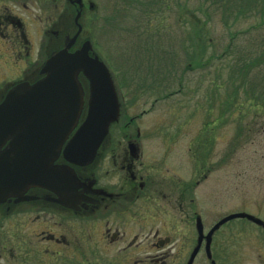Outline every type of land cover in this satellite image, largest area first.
<instances>
[{"label": "flooded vegetation", "instance_id": "1", "mask_svg": "<svg viewBox=\"0 0 264 264\" xmlns=\"http://www.w3.org/2000/svg\"><path fill=\"white\" fill-rule=\"evenodd\" d=\"M93 8L89 0H0V109L13 89L42 81L59 52L73 53L89 41V56H97L82 24ZM78 82V123L53 163L59 188L29 186L0 201V264H230L232 258L238 264L239 240L231 244L224 229L229 221L211 231L224 217L208 225L194 207L183 206L174 187V143L147 142L157 130L110 125L90 163L65 159L87 110L88 82L82 75ZM113 85L120 115L123 97ZM7 148L1 144L0 153ZM180 225L195 235L180 233Z\"/></svg>", "mask_w": 264, "mask_h": 264}, {"label": "rangeland", "instance_id": "2", "mask_svg": "<svg viewBox=\"0 0 264 264\" xmlns=\"http://www.w3.org/2000/svg\"><path fill=\"white\" fill-rule=\"evenodd\" d=\"M89 1L84 36L123 97L110 130L153 129L158 135L147 142L174 143V187L206 224L232 213L264 222V63L247 64L244 77L243 69L229 67L237 53L224 54L228 33L218 19L205 24L204 48L183 49L174 45V4L158 13L155 2ZM154 11L149 24L147 12ZM253 43L264 44L263 28L236 44L244 53ZM224 229L231 244L239 240L238 264H264L260 227L236 218ZM194 231L179 226L190 238Z\"/></svg>", "mask_w": 264, "mask_h": 264}, {"label": "water", "instance_id": "3", "mask_svg": "<svg viewBox=\"0 0 264 264\" xmlns=\"http://www.w3.org/2000/svg\"><path fill=\"white\" fill-rule=\"evenodd\" d=\"M90 50V42L85 41L73 53L59 52L47 62V76L42 81L33 87H16L2 104L0 145L8 142V148L0 153V201L29 186L59 188L61 172L53 163L78 123L83 106L80 75L88 82L87 110L63 150L65 159L79 165L90 163L109 126L118 120L119 104L110 72L98 56H89ZM236 218L264 229L262 220L235 213L221 219L211 231ZM197 231L201 239V225Z\"/></svg>", "mask_w": 264, "mask_h": 264}, {"label": "trees", "instance_id": "4", "mask_svg": "<svg viewBox=\"0 0 264 264\" xmlns=\"http://www.w3.org/2000/svg\"><path fill=\"white\" fill-rule=\"evenodd\" d=\"M137 3L147 1L154 2L158 6V13H167L169 5L174 4V45L178 48L194 50L196 47L204 48L205 24L210 20L218 19L228 33V42L224 47V54L231 56L236 54L234 67L243 69V77L247 73V64L264 63V44L253 43L249 50L242 53L237 46V39L242 34L264 29V0H133ZM162 7V8H161ZM157 12H147L146 18L150 22L157 16ZM243 21L248 22L244 30L237 26ZM177 27V29H176ZM188 41V42H187ZM204 41V42H203ZM257 52V53H256ZM256 54L255 58L247 60L248 55Z\"/></svg>", "mask_w": 264, "mask_h": 264}]
</instances>
